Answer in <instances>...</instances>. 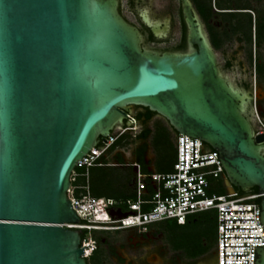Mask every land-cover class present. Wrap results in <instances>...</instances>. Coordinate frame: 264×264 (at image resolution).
<instances>
[{
    "label": "water",
    "instance_id": "water-1",
    "mask_svg": "<svg viewBox=\"0 0 264 264\" xmlns=\"http://www.w3.org/2000/svg\"><path fill=\"white\" fill-rule=\"evenodd\" d=\"M118 3L0 0V264H87L79 230L64 226L81 222L70 174L99 139L133 126L132 106L217 150L227 192L258 188L264 228V134L247 116L254 94L220 68L191 0H181L185 51L148 46ZM148 13L154 36H165L169 24ZM224 246L248 245H224L223 210V259ZM254 258L264 264V245Z\"/></svg>",
    "mask_w": 264,
    "mask_h": 264
},
{
    "label": "built area",
    "instance_id": "built-area-1",
    "mask_svg": "<svg viewBox=\"0 0 264 264\" xmlns=\"http://www.w3.org/2000/svg\"><path fill=\"white\" fill-rule=\"evenodd\" d=\"M131 120L133 126H117L106 138L99 139L88 153L76 161L71 171L67 197L81 222L65 223L64 226L83 233V256L90 257L96 248L93 230H145L164 220L185 224L192 214L214 210L217 221V264H254L255 248L264 245L260 194L240 193L237 190L214 193L216 182L222 180L224 183V168L217 150L207 148L200 138L177 133L174 138L176 160L171 172H144L138 162L126 163L135 169L134 199L121 200L90 194L89 176L93 166L125 165L109 161L108 154L119 137L135 131V120L132 117ZM259 122L261 126L255 135L264 134V123L261 120ZM79 179L83 181L79 182ZM122 205L126 209H122ZM223 210L224 245H248L224 246V259Z\"/></svg>",
    "mask_w": 264,
    "mask_h": 264
},
{
    "label": "flooded vegetation",
    "instance_id": "flooded-vegetation-1",
    "mask_svg": "<svg viewBox=\"0 0 264 264\" xmlns=\"http://www.w3.org/2000/svg\"><path fill=\"white\" fill-rule=\"evenodd\" d=\"M143 1L126 0L124 4L123 0H119L118 10L128 22L140 29L145 35V40L152 35L154 41L156 39L166 41V39H169L168 35L175 23L180 28L178 42L181 40L183 29H185L186 40L187 29L182 13L181 0H166L165 11L161 18L153 17L151 8L148 7V14L152 18L159 19L162 25L166 22L169 24L167 34L162 37L154 36L151 28L146 25L143 17L146 7H138ZM191 2L208 35L210 44V30L215 31L222 41L232 38L238 44L236 51H233L224 60L223 66L218 63L220 68L222 70L231 68L237 60V52L241 50L245 60L250 64L248 74V71L243 70L244 62L237 60L242 73L246 74V77L241 80V86L249 89L254 94L249 103L247 116L256 131L252 118L255 114L264 118V54L262 53L264 34L258 31L264 26V0H191ZM202 9H207L208 12H203ZM125 10L133 15L134 20L126 15ZM204 13H207V15ZM237 27L238 29L235 30ZM130 110L135 120L134 126H136V129L139 128L136 133L144 126L151 128L149 122L155 116L167 122L165 118L157 113H154L151 120L146 122L143 116L145 109L141 106H132ZM158 127L162 126L156 125L155 129ZM166 128L171 131L175 138L177 132L170 127L169 123ZM141 144L142 141H139L138 146H141ZM131 182H133L132 179ZM104 232L113 233L114 236L94 235V233ZM93 235L96 239V248L90 257L86 258L87 264H197L198 262L215 264L216 260V240L208 246L204 235L201 234L199 243L180 245L174 242L163 228V225L152 224L145 230L129 228L102 231L96 229L93 230Z\"/></svg>",
    "mask_w": 264,
    "mask_h": 264
},
{
    "label": "rangeland",
    "instance_id": "rangeland-1",
    "mask_svg": "<svg viewBox=\"0 0 264 264\" xmlns=\"http://www.w3.org/2000/svg\"><path fill=\"white\" fill-rule=\"evenodd\" d=\"M123 3H126V0H123ZM166 3V0H144L142 3L139 4L138 7H150L152 16L161 18L164 14L165 8L164 5ZM126 15L131 19L134 20V17L131 13L125 10ZM179 34H180V28L178 24L175 23V25L172 27L168 37L169 39H156L154 42H147L146 44L150 47L154 48H169L174 45L179 40ZM238 48V44L234 41L232 38H228L223 40L221 47L215 50L217 61L220 65H224V60L233 53V51H236ZM262 53L264 54V48ZM237 60H241L244 62L243 70L245 69L248 71L250 69V64L245 60L243 51L237 52ZM237 60L234 62V65L231 68L223 69L224 73L228 76V78L234 82L235 84L241 86V80L246 77V74H243L241 71V67L237 64ZM243 87V86H241ZM245 88V87H244ZM261 120L264 123V118L261 115L255 114L252 118L253 124L256 127V129H259ZM149 125L153 131L152 135V148L156 153V163L155 168L156 170H169L171 166V155L172 153L176 152L175 143H174V137L171 133V131L166 128L168 127V123L161 119L160 117L155 116L150 122ZM156 125L163 126L162 128L155 129ZM139 128H137L135 131H131L129 135H133L138 131ZM130 145H125L121 148V150L126 154L130 150ZM120 149V148H118ZM109 153L108 158L109 161L112 160L111 155L113 154ZM169 153V154H168ZM130 156H127V159L123 160H131L129 158ZM94 173V176L97 180L98 184L104 185V192H110L114 194H125L126 191L130 192V187L128 183H130V179L134 177V170L128 166L120 167V166H108L106 168L102 167H95L92 169ZM135 197H132L131 199H134ZM198 222H192L187 224L184 227H176L174 224L169 222H158L153 225H163V228L168 232L169 236L173 240H177L180 236L187 234V233H195V231H199L200 233H203L206 242L208 246L212 245L216 240V233L215 230L212 228V226H206L203 229H198L199 225H196ZM102 231H109V230H102ZM94 235H99L103 237H111L114 236L113 233H94Z\"/></svg>",
    "mask_w": 264,
    "mask_h": 264
},
{
    "label": "trees",
    "instance_id": "trees-1",
    "mask_svg": "<svg viewBox=\"0 0 264 264\" xmlns=\"http://www.w3.org/2000/svg\"><path fill=\"white\" fill-rule=\"evenodd\" d=\"M198 1V0H196ZM202 11L204 12H208L207 9L204 10L202 9ZM207 15V13H204ZM238 27L235 29L237 30ZM259 33L264 34V26L261 27L259 30ZM183 34L181 37V40L174 46L166 48V49H175V50H180V51H185L187 48V43L185 40V29L182 30ZM211 34V45L212 47L216 50L218 48L221 47L222 44V39L219 37V35L213 31L210 30L209 31ZM154 41V37L152 35H150L149 37H147V42H153ZM145 109V112L143 113V116L145 118V121L148 122L151 120L153 114L155 112L149 110L147 107H143ZM163 127V126H162ZM162 127H158V129L162 128ZM152 135H153V131L151 128L144 126L138 133H136L134 136H130L129 133H126L124 135H122L121 137H119V139L117 141L114 142V144L111 146L110 148V153L115 152V150H117L118 148H122L125 145H130L131 143H133L134 141H142L141 146H137L134 149V155H135V160L136 162H138L141 165V170L144 172L146 171V167L144 165V161H145V156L147 154V151L149 149V143H148V139L150 138V145H152ZM207 148L211 149V147L209 145H206ZM169 154V153H168ZM112 160L115 161V163H123V157L121 156L120 152H115L114 154L111 155ZM176 160V152L172 153L171 155V166L169 168V170H156L157 172H171L173 171V164ZM95 167H99V168H106L108 166H93L90 169V176H89V192L91 195L96 196V197H109V198H114V199H121V200H125V199H131L132 197H135V194L133 192H129L126 191L125 194H114V193H110V192H104V185L103 184H98L97 180L94 176L93 172V168ZM82 179H79V182H82ZM131 182V179H130ZM129 185V183H128ZM216 187L213 189V192L216 194H223L226 193V186L223 183L222 180H219L216 182ZM235 190H237V188H235ZM258 188L257 187H253L248 191H245L247 193H255L257 192ZM240 193H244V191L242 190H238ZM122 209H126L125 205L121 206ZM171 221L174 226L176 227H184L189 223L192 222H198L196 225L198 226V229L200 228L203 229L204 227H208V226H212V228L215 230L216 232V225H217V221H216V214L214 210H207V211H202L199 213H195L192 214L188 217L187 221L185 224H177L174 220H164L161 222H169ZM81 237H83V233L80 232ZM203 234L200 233L199 231H195V233H187L184 234L182 236H180L176 241L174 240L175 243L180 244V245H187V244H197L199 243V236ZM217 235V234H216Z\"/></svg>",
    "mask_w": 264,
    "mask_h": 264
},
{
    "label": "crops",
    "instance_id": "crops-1",
    "mask_svg": "<svg viewBox=\"0 0 264 264\" xmlns=\"http://www.w3.org/2000/svg\"><path fill=\"white\" fill-rule=\"evenodd\" d=\"M134 136V135H132ZM139 141H134L133 143L130 144V150L129 152H127L126 154H124V152L120 149L115 150V152H120L121 156L123 157V159H127V156H130L129 158H131V160H123V163L125 165L120 166V167H124L127 166L126 163H133L136 162L135 160V155H134V149L138 146ZM148 143H149V149L147 151V154L145 156V161H144V165L146 167V171H156L155 168V163H156V153L153 150L152 146L150 145V138L148 139ZM114 152V153H115ZM113 153V154H114ZM110 160V159H109ZM111 162H115L114 160H111ZM110 166H114V165H110ZM130 168H132L135 172V169L133 168V166H128ZM134 178V177H133ZM132 178V180H133ZM129 187H130V192L134 193V183L130 182L129 183ZM118 214L120 213L119 211H116Z\"/></svg>",
    "mask_w": 264,
    "mask_h": 264
}]
</instances>
